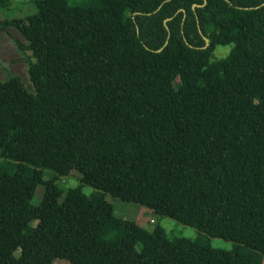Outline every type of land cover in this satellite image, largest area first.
<instances>
[{
	"label": "trees",
	"instance_id": "1",
	"mask_svg": "<svg viewBox=\"0 0 264 264\" xmlns=\"http://www.w3.org/2000/svg\"><path fill=\"white\" fill-rule=\"evenodd\" d=\"M202 1L35 0L0 20L35 59L34 90L0 79V264H262L264 0ZM105 193L200 236L117 217Z\"/></svg>",
	"mask_w": 264,
	"mask_h": 264
},
{
	"label": "rangeland",
	"instance_id": "2",
	"mask_svg": "<svg viewBox=\"0 0 264 264\" xmlns=\"http://www.w3.org/2000/svg\"><path fill=\"white\" fill-rule=\"evenodd\" d=\"M11 4L8 7L0 8V20L12 18H23L29 13L35 11V0H10ZM28 42L20 34L17 28L13 25L0 27V79H5L8 76H18L23 84L33 89V84L28 75L29 62L35 59L32 52L27 49ZM232 44L217 45L214 56L216 58L226 57L231 49ZM179 83V78H176V85ZM51 174L50 169H44V178ZM81 174L78 170L72 169L68 175L60 176L57 179L61 189L67 190L75 188L82 184L80 179ZM42 186L37 187L33 204H37L41 198ZM81 190L84 194L89 195L96 190L87 185H82ZM105 199L112 205V211L117 217L124 219H135L140 225L153 229L157 224L161 225L167 232L170 238L186 237L195 239L200 236L199 229L194 225L183 224L169 216L160 214L148 206L142 205L133 201H126L121 198H116L108 193L104 194ZM201 239L207 244L222 250H232L234 242L220 237L202 235ZM19 251V248L16 252ZM264 264V257L262 260ZM53 264H73L64 257H57L53 260Z\"/></svg>",
	"mask_w": 264,
	"mask_h": 264
},
{
	"label": "water",
	"instance_id": "3",
	"mask_svg": "<svg viewBox=\"0 0 264 264\" xmlns=\"http://www.w3.org/2000/svg\"><path fill=\"white\" fill-rule=\"evenodd\" d=\"M204 1H206V0H203L202 3H203ZM263 4H264V3H263ZM194 5H195V3H192V4H191V7H193ZM182 11L184 12V8H182ZM183 14H184V13H183ZM165 21H166V20H165Z\"/></svg>",
	"mask_w": 264,
	"mask_h": 264
}]
</instances>
